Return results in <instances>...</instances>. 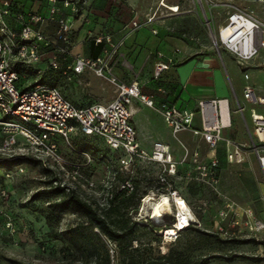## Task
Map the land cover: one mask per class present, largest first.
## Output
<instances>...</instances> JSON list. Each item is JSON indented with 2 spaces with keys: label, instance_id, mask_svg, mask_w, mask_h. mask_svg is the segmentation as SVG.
<instances>
[{
  "label": "rangeland",
  "instance_id": "obj_1",
  "mask_svg": "<svg viewBox=\"0 0 264 264\" xmlns=\"http://www.w3.org/2000/svg\"><path fill=\"white\" fill-rule=\"evenodd\" d=\"M162 1L84 0L83 8L74 13L71 52L77 45L105 33H111L113 37L115 35L114 39L124 40L131 32L132 19L136 16L143 19L146 13L157 9ZM242 2V0H164L167 7H160V19L163 21L165 31L168 30L171 42L177 41L179 45H191L194 42L200 46L211 45L210 33H216L219 27L227 22L228 4L238 5ZM177 3L180 4L179 12L172 13L168 6ZM12 4L13 13L7 20L17 29L20 26L13 17L17 13L40 11L42 14L50 7L48 0H12ZM95 10L109 14L108 21L106 19L102 23L98 22V24L101 23L102 28L95 25L98 20L97 17H93L96 15ZM85 12L87 14L84 16ZM102 12L99 13L102 14ZM63 13L70 14L71 10L64 9ZM109 21L110 26L107 24ZM39 27L51 37L54 43L48 46L43 43L40 45L41 59L39 61L17 66L24 86H30L36 81L52 84L77 104L98 102L99 99L111 101L116 97L114 86L97 76L92 70L75 75L70 71L65 72L60 65L56 69L48 67L50 54L59 56L57 49L64 43L56 35V23L39 24ZM124 46L120 48L115 71L117 70L123 79L131 81L137 77L133 71L135 55H126L124 58L123 55L119 56L124 49L128 48L127 45ZM91 78L100 79V86H94ZM99 91L103 94L102 98H98ZM136 100L133 101V106H138ZM157 130L166 135L170 142L179 144L164 121H157ZM90 138L78 134L71 136V144L77 150L86 151L88 156L72 151L68 143L60 139L63 156L77 163V166L69 163L58 164L48 158L42 161L45 162L46 167L44 164L25 159L1 164L0 191H4L5 195L0 192V264H19L18 262L24 264L100 262L104 264L107 250L111 264H140L151 258L162 256L168 258L171 264H199L206 257H212L209 264H264V251L249 253L251 257H261L260 260L237 254L243 247L240 240H244L243 243L247 244L246 240L249 238L258 237L262 242L258 240L251 242V246L255 248L258 244H262L264 248V232L246 234L242 238H224L220 226L223 227L228 221H224L222 216L216 214L217 208L208 212L194 210L190 218L193 219V227L179 232L178 236L181 235L177 241L173 237H169L171 239L165 237V228L154 231L153 227L148 225L152 222L153 214H150V205L146 202L148 199L152 202L161 201L165 195L164 192L156 190L159 186L160 166L141 163L135 167L133 174H127L121 168L117 152L108 150L105 143L97 138L95 142L93 141L94 145L90 146ZM19 140L22 141L23 138L19 136ZM172 147L177 151L184 149L183 146ZM28 154L32 156V149L24 146V142L12 152L4 151L0 137V160L14 156L27 157ZM128 175L134 178V190L137 196L131 202L121 204L120 209L110 212L111 198L123 190L122 187ZM54 178H57V181L53 184L58 182L67 191L75 190L81 198L99 208L109 222H115V227L119 228V219L124 222L127 220L139 222L133 234L132 245L125 250L124 245L121 247L117 241L103 235L96 227L94 231L101 235V238H95L96 250L84 242L80 243L81 246L73 245L70 230L78 226L81 230L85 229L88 232L91 228L90 221L86 216L72 209H55V202L62 196H54L46 191L50 185L48 182ZM176 184L180 185V182ZM207 195L212 196L213 191L208 190ZM222 202L220 201L216 206H221ZM171 206L173 207L164 213L166 215L163 214L164 222L159 223L163 227L168 222L173 226L176 220L177 209L173 203Z\"/></svg>",
  "mask_w": 264,
  "mask_h": 264
},
{
  "label": "built area",
  "instance_id": "obj_2",
  "mask_svg": "<svg viewBox=\"0 0 264 264\" xmlns=\"http://www.w3.org/2000/svg\"><path fill=\"white\" fill-rule=\"evenodd\" d=\"M49 11L46 15L29 12L17 13L14 19L19 23V28L12 27L7 18L12 16V0H0V137L2 149L12 152L24 142V146L32 149V156L41 162L52 159L58 164H78L67 160L61 151L60 139H64L69 148L81 155L88 156L86 151L77 150L71 144L72 135H82L102 140L113 152L119 154L121 168L127 174H133L137 165L158 164L157 191L164 192L177 209L173 226L166 227L165 237L177 239L178 233L189 223L178 227L176 222L181 220L178 206L185 202L189 211L194 214L191 206L181 196L175 186L174 177L177 174V161L174 160L169 146L161 141L153 144L152 150H146L138 140L137 129L133 123L132 105L134 100L156 108L155 97L142 91L141 82L135 78L131 82L123 81L116 73L118 54L123 40L114 42L110 34H101L94 38L96 44L106 42L108 47L96 58L85 55H75L66 66L65 72L81 75L88 70L114 86L116 97L109 102H93L77 104L67 98L58 87L42 81L33 82L24 86L22 75L17 66L28 62H37L41 59L40 45L54 43L51 37L39 27V24L56 23V35L64 43L57 51L59 56L71 55L72 36L74 34V13L78 11L79 0H48ZM146 14L145 18L137 16L131 21V33L153 24L161 18L160 7ZM229 12L227 22L223 23L216 33H210L211 46L218 50H228L245 67L258 56L264 47V22L256 17L253 10L228 4ZM167 7V6H166ZM71 10L64 14L63 10ZM172 13L179 12V5H170ZM153 33L158 34V28H153ZM181 50L176 48L170 53L157 52V61L154 64V78L161 80L167 70L179 60ZM57 55L48 64L54 69L59 67ZM246 80L250 79L245 73ZM245 99L256 105L264 104V96L256 93L255 87L247 83L244 89ZM245 105L239 104L236 110L231 107L230 98L202 99L198 102L196 110L166 106L161 113L171 128L173 135L183 131H192L195 135L202 136L211 150L209 164H201L200 177L217 191L219 185V159L215 150L224 139L223 132L233 124V113L245 111ZM252 121L258 142L251 145L256 153L264 173V115L258 114L256 109H251ZM199 120V123H197ZM19 136L23 138L19 140ZM236 149L229 152L230 161H242L240 144H235ZM40 155V156H39ZM197 156V155H196ZM41 157V158H40ZM46 157V158H44ZM42 164L46 165L45 162ZM134 178L128 175L122 189L129 193L134 191ZM2 195H5L4 191ZM155 193L154 190H152ZM240 214L233 204L227 210H221L218 215L228 221L220 226L223 237L227 239L239 238L246 234H259L264 232V220L255 216L251 209L243 210ZM153 216V215H152ZM151 221L158 223L151 217ZM176 228L177 234H169L170 228ZM171 239V238H169Z\"/></svg>",
  "mask_w": 264,
  "mask_h": 264
},
{
  "label": "crops",
  "instance_id": "obj_3",
  "mask_svg": "<svg viewBox=\"0 0 264 264\" xmlns=\"http://www.w3.org/2000/svg\"><path fill=\"white\" fill-rule=\"evenodd\" d=\"M242 1L237 6L253 10L256 17L264 22V0ZM48 11L42 12V14L46 15ZM95 11L96 15L93 17L98 18L95 25L102 28L101 23L106 19L109 20V14L100 10ZM33 12L41 14L40 11ZM86 14L87 12L83 15ZM98 22L101 23L98 24ZM107 24L110 26L111 22L109 21ZM14 28L16 27L14 26ZM153 28H158L159 33L154 34ZM107 34L112 36L114 42L122 40V38L114 39L115 35L113 37L111 33ZM170 39L168 30L165 31L163 21L159 18L153 24L129 34L123 40L124 47L127 45L128 48L124 49L119 56L123 55L124 58L126 55H135L133 71L136 78L141 82L142 91L154 95L156 101V108L149 107L139 100H136L138 106L132 105V120L137 129L139 142L143 148L149 151L152 150L156 141H161L169 146L174 160L178 163L177 174L173 178L175 186L193 211L199 209L208 212L217 208L216 214H219L222 209L227 210L228 206L233 204L240 214H243L245 209H251L255 216L264 220V173L251 146L258 142L251 109L255 108L258 114L264 115V104L254 105L244 97L247 83L255 87L258 95L264 96V47L260 49L257 57L242 67L228 50L218 51L211 45L200 46L196 42L191 45H179L177 41L171 42ZM100 45L101 47L95 43L94 39L81 43L72 50L71 55L58 56L57 62L61 68L66 70L67 64L75 55H85L91 58L99 56L102 53H100L102 46L103 49L108 47L106 42L100 43ZM176 48L181 50L179 60L165 72L161 80H156L154 64L157 61V52L170 53ZM50 55L51 61L54 53ZM115 73L126 82L135 79L129 81L123 79L117 70ZM245 73H249V80H246ZM91 80L94 86H100V79L91 78ZM99 93L98 98H102L103 94L100 91ZM218 98H230L233 110H236L239 104L245 105L246 109L243 113H233V124L224 130V139L215 150L220 161L219 185L216 191L201 179L198 169L201 164H209L212 155L203 137L195 135L192 131H183L178 134V138L174 136L179 144L172 143L166 135L157 130V121L166 123L161 113V110L166 106L176 105L196 110L199 100ZM103 100L105 99H99L98 102H109ZM235 144H240L243 156V160L240 162L230 161L228 158L229 152L236 149ZM172 146H183L184 149L177 151ZM177 182H180V185H177ZM208 190L213 191L212 196L207 195ZM220 201H223L222 205L216 206ZM255 239L262 242L258 237ZM240 241H242L243 247L241 252L237 253L238 255L250 258V252L264 251L262 244H258L254 248L250 243L246 244L243 243L244 240Z\"/></svg>",
  "mask_w": 264,
  "mask_h": 264
},
{
  "label": "trees",
  "instance_id": "obj_4",
  "mask_svg": "<svg viewBox=\"0 0 264 264\" xmlns=\"http://www.w3.org/2000/svg\"><path fill=\"white\" fill-rule=\"evenodd\" d=\"M83 2L84 0H79L78 2V10H80L81 8H83ZM180 6V4H178ZM27 14L28 12H22ZM115 22V21H114ZM114 24V23H113ZM95 41V40H94ZM100 47L101 45L98 44ZM103 50V46L101 48L100 53ZM90 138V137H89ZM93 141L95 142L96 139L95 138H90V142L89 145L93 146ZM108 150H110L108 148ZM17 159H25V160H30V161H34L37 162L39 164H42V162L40 160H37L35 158H32L30 156L27 157H21V156H14L12 158H4L0 160V166L3 162L7 163H11L13 161H16ZM45 166V165H44ZM46 167V166H45ZM47 171H51L48 168H45ZM57 178H54L52 180H50L48 183H50L48 190L52 195L57 196V195H61L62 198H60V200H58L57 202H55L54 207L55 209H62V210H67V209H72L84 216H86L89 221H90V230L87 232L85 229H82L78 226L72 228L70 230V234H71V240L73 242V245L75 246H81L80 243L84 242V243H88L90 245L91 248H93L94 250H96V242H95V238H101L100 234L94 231V228H98L101 233L107 237H109L112 240L117 241L121 247L124 245L123 249H127L128 247H130L132 245V241L134 239V232H135V228L139 225V222H131L130 220V224L129 221L127 220L126 222H124L123 220L119 219L118 220V226L119 228L114 226L115 222H109L107 216L103 215L100 212V209L95 207L93 204L87 202L86 200H84L83 198H81L79 196V194L76 193L75 190H68L61 186L60 183H56L53 184ZM137 196V192L134 190L131 193H127V190L123 189L121 190L120 193H116L114 195V197L111 198V208H110V212L112 211H116L118 209H120L121 204L123 203H128L131 202L132 200L135 199V197ZM113 223V224H112ZM148 225L153 227L154 231H159V230H163L166 227H170L171 223H165V226L163 227L162 225L155 223V222H150ZM193 227V224L191 223L189 226L185 227L181 232H184L185 230H189L190 228ZM174 228V227H172ZM181 235V234H180ZM180 235L177 237L176 241L179 239ZM257 241L255 238H250L248 240H246V242L251 243ZM126 244V245H125ZM126 247V248H125ZM106 257L104 260V264H111V260H110V255L108 250L106 251ZM242 256V255H240ZM243 257H247V256H243ZM212 257H206L204 259H202L199 264H209L210 263V259ZM253 258L255 260H260L261 257H250ZM19 264H24L22 262H18ZM94 264H101L100 262H95ZM140 264H171L170 261L168 260V258L162 256V257H157V258H151L149 260H147L146 262H142Z\"/></svg>",
  "mask_w": 264,
  "mask_h": 264
},
{
  "label": "bare ground",
  "instance_id": "obj_5",
  "mask_svg": "<svg viewBox=\"0 0 264 264\" xmlns=\"http://www.w3.org/2000/svg\"><path fill=\"white\" fill-rule=\"evenodd\" d=\"M163 4H164V2H163ZM150 200L151 199H148L146 203L150 205L149 206V208L151 210L150 214L151 215L153 214L152 218L154 220H156L158 222V224L161 223V222H164L163 214L166 212V210H170V208L173 207V206H171L172 202H171L170 198L168 196H163V198H161V201L158 200V202H152ZM178 208L180 209V212H181L182 216H181L180 222H176V223H177V226L180 228L183 225H185V224L190 222V220H191L190 218H192V216H191L192 214L189 211V208H188V206H187V204L185 202L181 203L178 206ZM164 215H166V214H164ZM170 230L171 231H169V234H171V235L177 234V229L176 228H170Z\"/></svg>",
  "mask_w": 264,
  "mask_h": 264
}]
</instances>
